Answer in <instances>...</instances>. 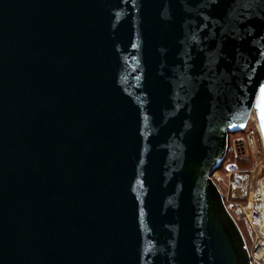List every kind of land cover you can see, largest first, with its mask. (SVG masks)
Returning <instances> with one entry per match:
<instances>
[{"label":"water","instance_id":"95a60500","mask_svg":"<svg viewBox=\"0 0 264 264\" xmlns=\"http://www.w3.org/2000/svg\"><path fill=\"white\" fill-rule=\"evenodd\" d=\"M264 148V0H0V264H253L212 175Z\"/></svg>","mask_w":264,"mask_h":264},{"label":"built area","instance_id":"2783aa9c","mask_svg":"<svg viewBox=\"0 0 264 264\" xmlns=\"http://www.w3.org/2000/svg\"><path fill=\"white\" fill-rule=\"evenodd\" d=\"M248 124H250L251 127L246 126L243 131L244 133H236L238 136H234L235 134L231 135L233 136V140L231 139V147L229 143L227 154V156L230 155V157L224 166V170L228 174L227 191H223L216 181V179H218V170L213 173L212 177L218 185L220 195L227 210L237 224V217L232 210V207L236 204L230 199H236L240 202L247 200V206L245 208L250 214L253 230V239L251 244L248 245L251 263L264 264V158L262 159L257 148V137L259 132L253 123L250 122ZM249 150H252L255 154L259 164V177L256 181L254 180L256 178L255 169L252 167L241 168L238 162L239 159H247L246 155ZM248 199L251 202L254 212L252 211V208H250ZM241 205L242 204L238 203L237 206Z\"/></svg>","mask_w":264,"mask_h":264},{"label":"rangeland","instance_id":"374dc122","mask_svg":"<svg viewBox=\"0 0 264 264\" xmlns=\"http://www.w3.org/2000/svg\"><path fill=\"white\" fill-rule=\"evenodd\" d=\"M248 127H251V125L248 124ZM237 133H239V132H237ZM241 133H244V132H241ZM234 134H235L234 136H238V134H236V133H234ZM231 139L233 140V136H231L230 139H229V141H231V143H232V140ZM257 141H258L257 142L258 152H259L260 156L263 159L264 158V152H263V149L264 148H263V145L260 142V140H258V137H257ZM231 143H230V147H231ZM246 156H247L246 157L247 159H245V160H248L246 166H249V167H252V168L255 169V176H256V178L254 180L256 181L257 178L259 177V171H258L259 164L257 162V158H256L255 154L252 152V150H249V152H248V154ZM226 160H227V158H226ZM225 164H226V162H224V164L222 165V167L217 171V177H218V179H216V181L218 182L220 188L223 191H227V180H228V174L224 170ZM239 166L241 168L242 167L245 168V166H242L241 164H239ZM230 200L233 203L236 204V205H234L232 207V210H233V212L235 213V215L237 217L238 225L240 226V228L242 230V233L245 236V240H247L246 242H248L249 244H251L252 239H253V230H252V222H251L250 214H249L248 210L245 208L247 206V200H244L242 202H240V201H238L236 199H233V200L230 199ZM248 202L250 204V208H252V205H251V202H250L249 199H248ZM238 203H240L242 205L241 206H237ZM252 211H253V208H252ZM248 243H247V245H248Z\"/></svg>","mask_w":264,"mask_h":264},{"label":"trees","instance_id":"16d2710c","mask_svg":"<svg viewBox=\"0 0 264 264\" xmlns=\"http://www.w3.org/2000/svg\"><path fill=\"white\" fill-rule=\"evenodd\" d=\"M259 136V135H258ZM259 140H260V137H259ZM261 141V140H260ZM229 143H231V141H229ZM229 157H230V155H228L227 156V160H225V162L226 161H228L229 160ZM238 162H239V164H241L242 166H245V168H248L249 166H246L247 165V162H248V160H238ZM243 168V167H242ZM245 237V236H244ZM247 241V240H246ZM248 243V242H247ZM248 245H250L249 243H248Z\"/></svg>","mask_w":264,"mask_h":264},{"label":"bare ground","instance_id":"6f19581e","mask_svg":"<svg viewBox=\"0 0 264 264\" xmlns=\"http://www.w3.org/2000/svg\"><path fill=\"white\" fill-rule=\"evenodd\" d=\"M258 140H259V136H258ZM261 142V141H260ZM244 235V234H243Z\"/></svg>","mask_w":264,"mask_h":264}]
</instances>
